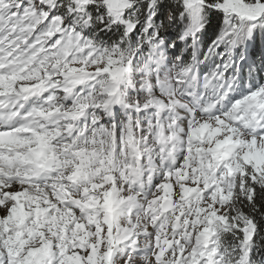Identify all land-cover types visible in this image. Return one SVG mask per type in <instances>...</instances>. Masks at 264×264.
I'll return each mask as SVG.
<instances>
[{"label":"snow or ice","instance_id":"1","mask_svg":"<svg viewBox=\"0 0 264 264\" xmlns=\"http://www.w3.org/2000/svg\"><path fill=\"white\" fill-rule=\"evenodd\" d=\"M0 264H264V0H0Z\"/></svg>","mask_w":264,"mask_h":264}]
</instances>
